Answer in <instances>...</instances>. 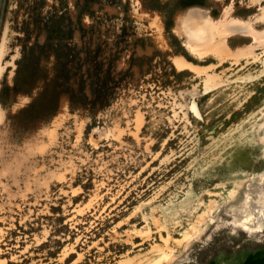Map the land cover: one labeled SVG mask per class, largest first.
<instances>
[{
    "label": "rangeland",
    "instance_id": "1",
    "mask_svg": "<svg viewBox=\"0 0 264 264\" xmlns=\"http://www.w3.org/2000/svg\"><path fill=\"white\" fill-rule=\"evenodd\" d=\"M236 5L244 21L263 9ZM195 7L223 14L213 0H0V55L14 29L0 87V264H157L188 249L184 264H264V232L203 219L215 205L232 222L226 208L264 173V49L238 62L194 55L177 29ZM147 14L161 16L170 51ZM175 55L223 83L207 90ZM17 94L29 99L14 109Z\"/></svg>",
    "mask_w": 264,
    "mask_h": 264
},
{
    "label": "bare ground",
    "instance_id": "2",
    "mask_svg": "<svg viewBox=\"0 0 264 264\" xmlns=\"http://www.w3.org/2000/svg\"><path fill=\"white\" fill-rule=\"evenodd\" d=\"M166 1V0H163ZM217 7L222 9V17L219 21L213 19L210 15V10L202 8H192L181 18V27L177 29V32L181 35L186 36V43L190 51L199 57L207 58L211 55L216 56L220 60L228 61L235 60L236 62L245 59L246 57H253L256 60L260 58L257 57L256 48L261 46L264 49V30L259 31L255 25L259 22L264 24V0H239L240 7H252V6H262L263 9L257 16L252 18L249 17L247 21H244L240 17H237L234 12L239 8L237 7L238 0H230V3H226L227 0H213ZM262 14V15H261ZM151 16V27L154 28L152 33V39L157 48L162 52H167L171 50V46L167 40L165 33V24L159 14H147ZM255 17L258 18V22H255ZM13 27L10 26V20L7 23L6 32L4 35L3 46L0 55V87L2 85V80L5 77V66L2 65V60L6 54V48L11 40V32L13 34ZM248 37L252 38L253 42L251 44H243L236 49H232L230 45V40L232 38ZM151 52V49L148 50ZM19 54V53H18ZM244 57V58H242ZM257 57V58H256ZM51 61H54L53 58ZM173 62L177 69H187L192 68L196 70L199 74H204L205 76V87L207 90L215 88L223 83L221 76L216 72L209 73V68L199 69L194 64L188 62L182 56L175 55L173 57ZM225 63V62H223ZM264 64V61H263ZM14 66V63L13 65ZM213 68V67H211ZM264 71V70H263ZM14 69L7 76V83L11 86L14 83ZM37 94V92H35ZM29 99L28 95L17 94L16 105L14 109L27 103ZM193 109L199 114L196 104L193 105ZM6 116V111L0 105V124ZM256 142L264 143V136L257 137ZM256 149V146L254 147ZM264 159V152L263 158ZM244 170L240 167L233 174L238 175ZM248 175V174H247ZM259 183L251 187L249 184L246 189V197L240 205L227 206L226 212L234 213L232 215L234 219L232 222H225L220 214H217L219 207L212 205L209 212L205 213L203 219H208L211 217L209 222L211 224H216V229L220 228L223 224H230L234 229H242L250 234L263 233L264 232V173L258 175ZM249 183V182H248ZM252 184V183H251ZM253 186V184H252ZM185 209L192 213V201L187 203ZM183 209H180L176 215H178ZM225 212V210H224ZM208 227V226H207ZM206 227V228H207ZM225 227V226H223ZM222 227V228H223ZM206 228L200 231L195 238L201 237L205 232ZM216 231V230H215ZM211 238L209 236L206 242ZM186 244L190 247L191 237H188ZM175 254L171 252H163L157 264H184L190 261L189 249L183 256L175 257ZM129 261L123 260L120 264H127ZM156 264V263H155Z\"/></svg>",
    "mask_w": 264,
    "mask_h": 264
},
{
    "label": "trees",
    "instance_id": "3",
    "mask_svg": "<svg viewBox=\"0 0 264 264\" xmlns=\"http://www.w3.org/2000/svg\"><path fill=\"white\" fill-rule=\"evenodd\" d=\"M252 258L251 257H249L247 260H246V263L245 264H250L251 263V260Z\"/></svg>",
    "mask_w": 264,
    "mask_h": 264
}]
</instances>
